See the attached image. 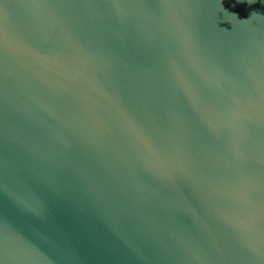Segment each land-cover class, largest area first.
Wrapping results in <instances>:
<instances>
[{
    "label": "water",
    "instance_id": "obj_1",
    "mask_svg": "<svg viewBox=\"0 0 264 264\" xmlns=\"http://www.w3.org/2000/svg\"><path fill=\"white\" fill-rule=\"evenodd\" d=\"M0 264H264V0H0Z\"/></svg>",
    "mask_w": 264,
    "mask_h": 264
}]
</instances>
